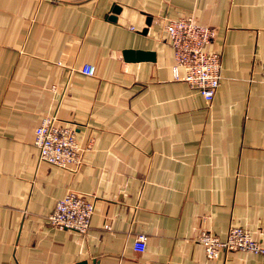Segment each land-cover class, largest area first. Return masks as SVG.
<instances>
[{"label": "crops", "instance_id": "1", "mask_svg": "<svg viewBox=\"0 0 264 264\" xmlns=\"http://www.w3.org/2000/svg\"><path fill=\"white\" fill-rule=\"evenodd\" d=\"M189 16L221 57L209 105L173 79L164 24ZM263 64L264 0H0V264H264L197 243L241 228L264 245ZM48 116L76 132L75 173L38 160ZM68 193L94 203L85 235L48 222Z\"/></svg>", "mask_w": 264, "mask_h": 264}, {"label": "built area", "instance_id": "2", "mask_svg": "<svg viewBox=\"0 0 264 264\" xmlns=\"http://www.w3.org/2000/svg\"><path fill=\"white\" fill-rule=\"evenodd\" d=\"M164 30L173 50V79L197 90L209 105L221 81L220 54L207 50L214 38L213 30L198 25L192 16L166 20ZM79 72L87 77H93L95 67L85 64ZM261 74L264 79V64ZM34 146L40 162L70 173L77 172L82 164V149L77 143L74 128L61 124L55 116L44 117L41 120L35 130ZM93 213V201L80 194L68 193L56 203L48 222L60 231L85 235L90 229ZM146 242L147 237L139 235L133 245L134 251L143 253ZM197 243L202 246L208 259H217L221 253L234 251L260 255L264 258V245L253 240L250 234L241 228H230L224 240L203 231L199 234Z\"/></svg>", "mask_w": 264, "mask_h": 264}, {"label": "water", "instance_id": "3", "mask_svg": "<svg viewBox=\"0 0 264 264\" xmlns=\"http://www.w3.org/2000/svg\"><path fill=\"white\" fill-rule=\"evenodd\" d=\"M120 11V8L117 6H114L112 8V14L113 16L109 17L110 21H115L117 15ZM147 26L150 24V19L148 18L146 21ZM146 31H143V34H145ZM124 60L127 62H142V61H153V54L151 53H145L141 51H124L123 53Z\"/></svg>", "mask_w": 264, "mask_h": 264}]
</instances>
